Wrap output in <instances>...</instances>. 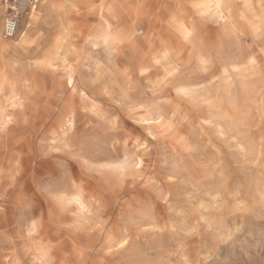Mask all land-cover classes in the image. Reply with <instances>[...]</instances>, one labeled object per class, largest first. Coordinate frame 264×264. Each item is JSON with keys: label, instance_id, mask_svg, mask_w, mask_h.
<instances>
[{"label": "rangeland", "instance_id": "374dc122", "mask_svg": "<svg viewBox=\"0 0 264 264\" xmlns=\"http://www.w3.org/2000/svg\"><path fill=\"white\" fill-rule=\"evenodd\" d=\"M114 1L0 52V264H264V0Z\"/></svg>", "mask_w": 264, "mask_h": 264}, {"label": "bare ground", "instance_id": "6f19581e", "mask_svg": "<svg viewBox=\"0 0 264 264\" xmlns=\"http://www.w3.org/2000/svg\"><path fill=\"white\" fill-rule=\"evenodd\" d=\"M39 1V0H37ZM164 0H136L135 1V8L134 11L136 14L138 15H143V16H149L152 15L155 18H157L160 14V8H161V4L163 3ZM166 1V0H165ZM195 1V0H193ZM213 5H214V11L218 12L221 10L222 8V3L223 0H210ZM179 1L177 0H168L166 3L171 4L176 10H178V17L176 19V22H178L181 25V29L184 33H188L189 29L187 28V26L184 25V23L182 22V14H180L181 8L179 7ZM196 4H198L199 2H196ZM12 6V5H11ZM114 10V15L115 18L120 19L119 23L122 22V18H123V12H124V2L122 0H116L112 3ZM24 14H25V18H27L28 20L24 23V27L21 30L19 27L17 29V33L15 36H19V41H14V43H4L2 41H0V52H5V51H13L14 49L16 50L18 47H23L24 44H26V38L27 35L29 33L30 27L32 25L31 20L34 19L35 14L37 12V4H33L30 5L29 7L25 8L24 10ZM9 15V13L7 14V16ZM113 15V14H112ZM6 16V17H7ZM5 17V18H6ZM106 17V16H105ZM110 19L106 18L105 22L99 32V34L97 35V37L99 39H101L103 42H109L113 36L111 34V29H110ZM22 21V20H21ZM125 21V20H124ZM173 22V21H170ZM102 23V20H101ZM126 25V24H125ZM124 27V26H123ZM121 28V26H120ZM128 28V27H127ZM21 30V31H20ZM125 30V29H124ZM123 30V31H124ZM127 31V30H126ZM177 31V29H176ZM178 32V31H177ZM122 33V32H120ZM125 33V31H124ZM179 34V33H178ZM176 36V35H175ZM3 37V36H2ZM180 37V35H179ZM182 37V36H181ZM184 37V36H183ZM185 38V37H184ZM186 40V39H185ZM183 41V40H182ZM185 42V41H184ZM182 43V42H181ZM263 112V111H262ZM264 114V113H263ZM71 122V121H70ZM83 201V200H82ZM83 204V203H82ZM122 240V239H121ZM125 240V239H124ZM121 245V244H120Z\"/></svg>", "mask_w": 264, "mask_h": 264}, {"label": "built area", "instance_id": "2783aa9c", "mask_svg": "<svg viewBox=\"0 0 264 264\" xmlns=\"http://www.w3.org/2000/svg\"><path fill=\"white\" fill-rule=\"evenodd\" d=\"M37 0H13L10 5L9 15L4 19L2 36L5 39H13L19 27L21 13L30 5L36 4Z\"/></svg>", "mask_w": 264, "mask_h": 264}, {"label": "snow or ice", "instance_id": "6c2138e0", "mask_svg": "<svg viewBox=\"0 0 264 264\" xmlns=\"http://www.w3.org/2000/svg\"><path fill=\"white\" fill-rule=\"evenodd\" d=\"M75 199H77V198H75ZM77 201H78V199H77Z\"/></svg>", "mask_w": 264, "mask_h": 264}]
</instances>
